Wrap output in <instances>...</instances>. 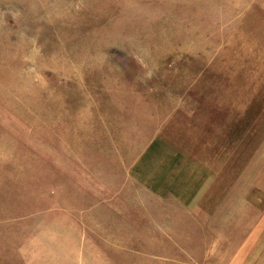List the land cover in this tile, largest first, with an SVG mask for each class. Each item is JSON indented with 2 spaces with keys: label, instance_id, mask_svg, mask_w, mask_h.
Here are the masks:
<instances>
[{
  "label": "rangeland",
  "instance_id": "rangeland-1",
  "mask_svg": "<svg viewBox=\"0 0 264 264\" xmlns=\"http://www.w3.org/2000/svg\"><path fill=\"white\" fill-rule=\"evenodd\" d=\"M0 264H264V0H0Z\"/></svg>",
  "mask_w": 264,
  "mask_h": 264
}]
</instances>
